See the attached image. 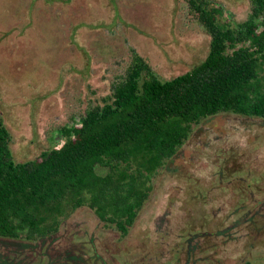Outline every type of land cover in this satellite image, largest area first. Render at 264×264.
<instances>
[{
	"label": "rangeland",
	"instance_id": "374dc122",
	"mask_svg": "<svg viewBox=\"0 0 264 264\" xmlns=\"http://www.w3.org/2000/svg\"><path fill=\"white\" fill-rule=\"evenodd\" d=\"M218 1L236 20L250 12L249 0ZM187 5L0 0V113L16 159L38 156L50 145L52 127L108 94L131 47L162 78L204 59L210 36ZM244 182L262 186L255 197L260 203L241 200ZM47 243L43 264H264V121L220 114L196 126L156 178L127 237L81 207ZM78 247L84 261L69 253ZM1 256L18 264L35 259L29 247L6 239H0V264Z\"/></svg>",
	"mask_w": 264,
	"mask_h": 264
},
{
	"label": "trees",
	"instance_id": "16d2710c",
	"mask_svg": "<svg viewBox=\"0 0 264 264\" xmlns=\"http://www.w3.org/2000/svg\"><path fill=\"white\" fill-rule=\"evenodd\" d=\"M186 2L210 36L206 56L187 72L162 78L131 47L111 91L52 127L50 145L34 158L16 159L0 113V239L29 247V264L49 259L48 240L81 207L127 237L156 178L205 120L235 114L264 121V0H249L244 20L218 0ZM244 183L241 200L260 203L262 186ZM81 249L69 252L72 259L84 261ZM8 257L1 264H18Z\"/></svg>",
	"mask_w": 264,
	"mask_h": 264
}]
</instances>
